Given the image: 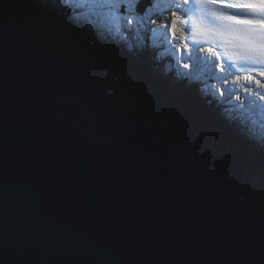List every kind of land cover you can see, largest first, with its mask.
Segmentation results:
<instances>
[{
  "label": "water",
  "instance_id": "95a60500",
  "mask_svg": "<svg viewBox=\"0 0 264 264\" xmlns=\"http://www.w3.org/2000/svg\"><path fill=\"white\" fill-rule=\"evenodd\" d=\"M2 264H264L151 173L134 142L98 151L0 75Z\"/></svg>",
  "mask_w": 264,
  "mask_h": 264
},
{
  "label": "trees",
  "instance_id": "16d2710c",
  "mask_svg": "<svg viewBox=\"0 0 264 264\" xmlns=\"http://www.w3.org/2000/svg\"><path fill=\"white\" fill-rule=\"evenodd\" d=\"M33 6L28 3V0H0V25L7 27L9 38H11L12 32H16L18 37L19 35L22 36V38H18L16 35L17 38H14V40L19 50L22 51L23 56H20V58L28 65V70L23 76L26 83L21 84L15 78H10V80L12 79L14 82L27 87L35 94L47 109L53 121L68 128L78 141L103 152H108L130 141L134 142L146 156L153 176L169 188L175 197L181 199L188 208L195 211L200 219L206 223L211 221L210 225L212 227L237 237L247 248L251 249L253 241L259 237V234L254 232L253 235H250L246 230L251 227L260 230L257 226L259 221L264 226V187L260 188V184L256 179L257 175L255 176V174H258L261 177L264 174V170L258 167L256 172L252 168V164L255 165L257 164L255 163L256 161H263L264 158H258L249 150L237 145L236 142H231V135L224 130L219 131L216 129L214 123L203 124L208 119L207 116L210 115V111L218 109H216V103H208L207 97L209 95L203 94L204 89L201 85L200 87L203 90L197 86L190 87L189 96L194 98V105L190 104L186 95H179V102L173 98L174 96H171L170 105L173 104L175 108L179 107V109L177 111H168L170 114L168 113L167 121L165 120V125L167 126L163 128L161 125L158 126L156 124V119L162 120L158 116L159 111L166 110V106L161 103L164 96L151 91L158 87V81L163 84V77L161 76L158 79L157 75H146L145 78L148 81L143 84V87L145 86V91L149 94H151L150 91L153 93L150 97H156L149 102L150 110L153 113V125H151L148 122L149 116L140 108V99L131 97L137 100V114L128 112L126 108L128 102L125 97H128L127 99L129 100L130 96H132L128 90L122 91L123 97L121 99H124V102L120 100L117 105V103H113L110 100L109 90L111 89L101 79L102 77L98 70L101 63L98 60L100 51L95 45L97 43L88 37L84 27L78 26L68 16L72 12L67 10L64 5L56 8V12L47 18L49 30L57 31V34L54 35L57 38V43L53 45L50 42L44 43L34 34L32 19H36L39 16L45 18V16L38 15L40 14L39 10ZM72 14L74 15V13ZM13 25L18 27L17 31L13 30ZM64 28L69 29L67 33L69 36L63 34ZM61 41L63 45H71L78 51L85 53L83 54L84 56L86 54L96 56V61H98L94 66L97 67V71L91 70L90 75H92L93 80L88 94L94 98L96 96V100L100 102L101 115L103 118H107L111 132L115 134L120 129V139L103 146L89 142L80 135L73 121H70L66 115L57 114L52 101L47 98L46 93L50 91L48 81L58 80L55 75L61 66L60 62H54L55 56L59 55L68 64L66 54L60 49ZM5 42L7 43V40ZM49 49H53V51L50 52ZM152 50L149 49L150 52ZM116 51L118 53L117 48ZM149 51L145 54V60L151 56ZM109 53L107 61L112 60L109 56L115 55L112 50ZM16 56H18V53ZM168 62L175 64L174 56L170 57ZM51 65H53L54 70ZM156 65L163 68L158 60ZM49 71H51L50 74ZM82 77L90 79L88 71ZM118 80H120V77ZM131 85L133 87L139 86L137 82ZM163 93L167 94L169 92L163 89ZM141 100L143 101L142 98ZM197 105L198 107L195 110L191 109ZM183 107L189 108L190 111L183 110ZM142 117L145 118L146 123L143 122ZM152 127L158 134H155ZM212 128L216 130L213 133L211 132ZM213 135H218L219 139H221V142L216 146L210 142ZM233 144L236 145V148L233 147ZM178 145L192 149L193 152L185 156L178 150ZM230 185L234 186L241 196L240 201L230 213L221 211V206L217 201H209L204 205L202 203L201 206L196 204V197L198 198L204 190L214 188L229 191L234 189ZM254 213L257 215L252 216ZM258 254L264 256L262 253Z\"/></svg>",
  "mask_w": 264,
  "mask_h": 264
},
{
  "label": "rangeland",
  "instance_id": "374dc122",
  "mask_svg": "<svg viewBox=\"0 0 264 264\" xmlns=\"http://www.w3.org/2000/svg\"><path fill=\"white\" fill-rule=\"evenodd\" d=\"M45 1H46L45 4L47 7H50L52 4H53L52 7H54L56 4L54 3V0H45ZM56 1L58 0H55V2ZM57 5L58 4H56V6ZM73 9H77L76 5H73ZM39 11H40V15L45 16V18L38 17L36 19H32L34 30H35L34 33L38 39H40L41 41L45 43L47 41L44 39V37L46 35H55L57 34V31H51L47 27V18H49L52 15L51 14L52 11L48 12L44 8H42ZM76 11H77V16H76V20L74 21L79 25H84L85 27H88L89 33L95 38H98V40L96 41L97 43L100 42L101 37L100 35H97L98 31L95 27H93V29L91 28V25L96 26L93 24V23H96V20H94L95 14L99 15L98 20H97V27L99 28L100 32L103 31L102 29L103 25L102 27H99V25L104 24V22H107L108 25H110L111 27V29L109 28L111 33H114V35L118 37L119 41H123V43H125L128 47L127 49L129 51L127 52L125 58L129 59L131 67H128V65L124 67L125 71L121 73L122 75H127V76L121 75L122 77H120L118 74L119 73L118 71L120 70L122 71L120 67L122 66V60L121 59L114 60L115 58H113L112 61L114 62H109L107 61V57L102 55L103 54L101 52V50L103 51L102 48L99 52L100 57L98 58V60H99V63H101V66L98 68V70L101 74V77H102L101 79H103V81H105V83L107 84L108 88L111 89L109 90L110 100H112L113 103H117V105L120 103L119 101L122 100L121 98L123 97V93H121L119 91V88H117L118 78L120 77V82L123 84L126 83V85L132 81L130 71L133 70L134 65L136 64V62H138V60H135L133 57H130L129 54L135 52L137 50L136 47L141 46V48H144L148 45V42L152 41L150 45H153V42L156 43V45H158V43L160 42L165 43L166 46L164 47L163 50H167V52H172L176 48L175 46H172L171 44H167L166 42L162 41L159 38L161 31L166 32V30L162 29L161 26L164 25L165 23H169V19H170V15L169 14L163 15L162 10L160 8L157 9L156 11H158L160 16H162V20L156 19V22L154 25L149 24L147 17H141L140 22L133 26V30L127 31L123 26V21H121L120 32L116 31L115 26L109 21L107 17L105 18V16L102 15L99 12V10L77 9ZM120 15H125V13H120ZM148 16L152 17L151 12L148 13ZM104 25H105V28L108 27L106 26V24ZM153 27L158 30L155 35H153V33L150 31V29ZM12 28L15 31L18 30V27L16 25H13ZM16 35L18 37V34L16 32L15 33L12 32L11 38H9L10 36L8 35L7 27L0 25V74L6 76V78L8 77L9 79L15 78L16 81L23 84V83H26L23 79L24 78L23 76L25 75L26 70H28V65H26L25 62H23V60L20 58V56H23V54H22V51L19 50V47L15 43L14 38H17ZM20 37L22 38L21 35H19L18 38ZM5 40H7V43L5 42ZM99 46H102V42H100ZM60 49L66 54V56L68 53H74L76 55L74 58H69L67 56L68 64L65 63V61L59 57V55H56L54 58V62H60L61 66H60V70H57V73L55 75V77H57L58 80L48 81V84L50 86V91L46 93V96L49 100L52 101L55 111L57 112L58 115H64V116L66 115L70 121H73L76 125V128L79 130L80 135L86 138L91 143H94L98 146H103L108 143L114 142L117 139H120L121 137V134L119 131L120 129L116 131L115 134L111 132L108 126L107 118H103L101 115L100 102L96 100V96L94 98L88 94L91 88L90 84L93 80L92 75H90L91 70L93 69L97 71V67L94 66V64L98 61V60L96 61V56H89L88 54L84 56L83 54L85 53L78 51V49H76L75 47H72L71 45H63V43L62 45H60ZM49 51L52 52L53 49H49ZM17 53H18V56H16ZM107 55H108V52H107ZM140 55H141V52H139L138 54L139 60L141 57ZM81 61H83L84 64L89 66L90 71H88V74L90 76V79L88 77H82L83 74L86 72H83V71L80 72L76 77L73 78L74 86L71 88L70 94H69V92L66 91L64 87L65 81L68 78L69 74L73 71L75 64L80 63ZM51 67H53V65H51ZM53 70H54V67H53ZM201 70H202L201 72L198 71L199 73L202 74L201 76L199 75L197 76L196 74H194L193 77L189 76L190 80L192 82L194 81V79L198 81L205 80L204 84L206 83L211 84V85L213 84L216 86L215 88L218 90L217 86H218V83L220 85V81L217 79H210V78L205 77L207 74L203 71V69ZM183 71H186V70L183 68ZM50 72L51 71H49V74ZM190 73L192 72L190 71ZM190 73L188 75H190ZM139 83L143 84V79H141ZM111 85L113 86L112 88H111ZM122 88L124 89V87ZM128 89L130 93L138 91V90H135L132 86H130ZM211 89L213 91L212 87ZM139 91H140L139 95L140 93L145 94L144 91L142 92L141 90ZM125 98L127 102H129V104L132 103L131 102L132 99L129 101L127 99L128 97H125ZM122 102H124V99L122 100ZM145 105L149 106V104L147 103ZM232 108L237 109V107L235 106H232ZM143 112L145 113V111ZM150 113L152 115V112ZM259 113L260 114L263 113V119H264V109L262 110V113L261 112ZM255 115L256 114L254 113H250V114L242 113L241 114L243 118L248 119V121L255 126L254 132L247 134L248 136H246V138L247 137L251 138L254 140L255 144H261L262 146H264V143H261V138L264 139V121L262 122ZM163 123H165V121ZM249 129H251V127ZM245 132L246 130H242L243 134ZM251 139L249 140L252 142ZM182 146L183 145H178L177 148L179 151L183 153V155L187 156L188 153L193 152L192 149H188L185 146L183 147ZM252 168L257 172L258 166H255L254 164H252ZM255 176H256L258 183L261 182L260 186L264 187V175L259 177L258 174H255ZM230 186L233 187L234 189H231L229 191L226 189L220 190V189H214V188L204 190L198 196V198L196 197V204L198 206H201L202 203H203L202 205H204L208 203L209 201H217L219 202V205L221 206V209H220L221 211L230 213L233 207H235L238 204L241 198L238 190L234 186L232 185ZM257 187L259 186L257 185ZM256 215L257 214L255 213L252 214V216H256ZM212 220L215 221L214 219ZM206 224L212 227L210 225L211 221L210 223H206ZM257 226L260 230H257L255 227H251L247 229L246 231L249 232L250 235H253L254 232H258L259 237L253 241V245L251 246V249L258 253L264 254V226H262L260 221L258 222ZM212 228L217 229L215 227H212Z\"/></svg>",
  "mask_w": 264,
  "mask_h": 264
},
{
  "label": "snow or ice",
  "instance_id": "6c2138e0",
  "mask_svg": "<svg viewBox=\"0 0 264 264\" xmlns=\"http://www.w3.org/2000/svg\"><path fill=\"white\" fill-rule=\"evenodd\" d=\"M66 2L74 3L77 9L99 10L115 26L117 32L121 30V21L127 31H132L133 26L140 22L141 17H147L150 25H154L156 19L159 18L148 16L152 7L156 6V0H147L148 6L146 7H142L146 0H66ZM184 5H189V7H183ZM134 7L135 16L132 14ZM175 8L183 11L186 18L177 15L176 10L169 9L175 19L171 21L170 27L168 23L161 26L162 29L167 30V33H171L173 39L178 21L186 25L191 22L194 44L197 43L195 36L199 34L204 37L201 42H211L225 49L223 55L228 58V62L224 60H220L219 63L212 62L213 67L222 74L220 79L223 87L217 90L215 85L212 86L213 91L208 95L213 99H208V103L221 106L234 103L235 107L244 109V102L252 97L264 101V83L257 79L256 75H252L256 73L264 77V0H175ZM232 9L235 11H228ZM120 13H125V15H120ZM150 31L155 35L158 30L153 27ZM167 33L161 31L159 38L167 44H172L173 39H169ZM44 39L53 45L57 43L54 35H46ZM175 47L177 53H184L179 65L184 69H190L192 65L186 61H191L192 52L187 50L183 44ZM229 48H235L238 51L230 53ZM214 54L217 58L221 57L220 52ZM75 55L74 53L67 54L69 58H74ZM243 64L250 65V67L245 68L241 66ZM232 69H235V72H232ZM82 71H90L89 66L83 61L75 64L73 71L65 81L64 87L69 94L74 86L73 78ZM239 72L246 73L244 77L246 86L242 87L243 96L235 94L233 101V92L227 88L228 76ZM210 79H215V77H210ZM225 92H227V97H225ZM215 97L219 99H214ZM224 111H228L227 107Z\"/></svg>",
  "mask_w": 264,
  "mask_h": 264
},
{
  "label": "bare ground",
  "instance_id": "6f19581e",
  "mask_svg": "<svg viewBox=\"0 0 264 264\" xmlns=\"http://www.w3.org/2000/svg\"><path fill=\"white\" fill-rule=\"evenodd\" d=\"M147 1V0H146ZM166 2H167V4H168V7L170 8V9H172V10H176V8H175V0L174 1H172V0H166ZM28 3H30V4H32V5H34L35 6V8H37L38 10H41L42 8H44V9H46V11H48V12H50V11H52V15H53V13H55L56 12V8L55 7H52L53 6V4L50 6V7H47L46 6V1L45 0H28ZM54 3H56V4H58L60 7H62V6H64L65 5V3H66V0H58V1H56L55 2V0H54ZM22 4H24V3H22ZM44 4V5H43ZM50 4V3H49ZM55 4V5H56ZM33 6V7H34ZM152 10H154V6L152 7ZM177 11V15H179L180 16V10H176ZM40 12V11H39ZM77 12V11H76ZM151 13L152 14H154V13H156L155 11H151ZM38 15H40V14H38ZM136 15V14H135ZM40 17V16H39ZM98 17H99V15L98 14H95L94 15V20H96V23H93L94 25H96V26H92L91 25V28L93 29V27H95L96 29H97V31H98V33H97V35H100V37L101 38H106V37H109V35H107V34H104V33H102V32H100V30H99V28L97 27V20H98ZM106 18V17H105ZM64 19H65V17H64ZM173 19H175V17H173L172 16V11H171V14H170V19H169V27L171 26V21L173 20ZM101 20H102V18H101ZM107 20V19H106ZM64 22V21H63ZM69 22V21H68ZM67 24V23H66ZM102 25L103 24H100L99 25V27H102ZM28 29H29V27L28 26H26ZM64 27V26H63ZM105 28V27H104ZM179 28H180V24H179V21H178V23H177V30H176V32H175V38L173 39L172 38V36H171V33H167V30H166V33L169 35V39H173L175 42H180V40H179V36H178V30H179ZM37 30V29H36ZM43 30H45V29H43ZM63 31H64V33L63 34H67L68 32H69V29L68 28H64L63 29ZM71 33V32H70ZM69 33V34H70ZM35 34V33H34ZM68 35V34H67ZM69 36V35H68ZM74 37H75V35H73ZM76 38V37H75ZM81 38V37H80ZM95 38V37H94ZM71 39V38H70ZM85 40V39H84ZM149 40H150V38H149ZM78 42V41H77ZM80 42V41H79ZM86 42V41H85ZM88 42V41H87ZM151 42L152 41H150V42H148V45L147 46H149L150 44H151ZM77 44H80V43H77ZM87 44V43H86ZM96 45V44H95ZM94 45V46H95ZM94 46H93V48H94ZM102 46H103V48H104V44H103V42H102ZM144 47V49H146V48H148V47ZM143 47V46H142ZM156 47V49H164V47H163V44H161V45H157V46H155ZM6 49V48H5ZM209 49H211L210 47H202L201 49H199V51L198 50H193V53H195V56H193L192 57V59H191V61H186V62H189L191 65H192V67L190 68V69H185L186 71H183V68L181 67V66H179V60L181 59V58H176V60H175V68H176V70H175V72L177 73V74H179V75H181V77L183 78V79H186V77L187 78H189V76L190 77H193L194 76V74H196L197 76L199 75V76H201L202 74L201 73H199L198 71H202L201 69H203V71L207 74L205 77H207V78H210V77H215L217 80H219L220 78H221V76H222V74L221 73H219V71L218 70H216L213 66H211V64H209V65H207L208 64V62L205 64L204 62V60H205V57H204V55H205V53H207V55H212V54H214L215 53V51L213 52V51H209ZM112 51H113V53H115V55H117L118 56V53H117V51H116V46H115V48H113L112 49ZM204 53V54H203ZM149 54L152 56V57H154L155 59H157L159 62H161V64H162V66H163V68H166V66H167V62H168V59H167V57H166V55L165 54H162V55H159V53H157L156 51H154V50H152V52H150L149 51ZM196 62V63H195ZM129 65V64H128ZM129 67H131V65L129 66ZM194 69V70H193ZM121 71V70H120ZM171 71H173L172 69H171ZM190 71L192 72V73H190ZM196 72H198V73H196ZM190 73V75H188ZM9 79V78H8ZM228 79H230V81H229V83H228V85H227V88L229 89V90H231L232 92H233V97H232V99L234 100V96H235V94H241L242 96H243V92H242V87L243 86H246L245 85V82H244V84H243V86L242 85H239L238 84V78H235L234 77V75H231L230 74V76H228ZM242 79V78H241ZM216 80V81H217ZM243 80V79H242ZM202 82H203V87H205V89H207V88H211L212 86H213V84L211 85V84H204L205 83V80H201V81H198V80H195L194 79V81H193V83H191L190 84V81H189V79H186L185 80V84H186V97H188V99H189V101H190V104H192V105H194L195 104V100H194V98H192V97H190L189 96V92H190V87H195V86H197L199 89H201V87H200V85L202 84ZM218 82V81H217ZM221 82V81H220ZM239 82H242V81H239ZM23 87V86H22ZM216 87V86H215ZM218 89H220V88H222L223 87V84H222V82H221V84L219 85V83H218ZM152 92H154V93H159V94H162L164 97H162L163 98V100H161V103L163 104V105H165L166 106V110L165 111H162V110H160L159 112V114H158V116L159 117H161L162 118V120H158V119H156V124L159 126V125H161V127H165V126H167V125H165V123H163L165 120H166V118H167V115H168V113L170 114V112H168V111H177V109H179V107L178 108H175V106L172 104V105H170V102H171V100H172V97L170 96V93H167V94H164L163 93V84H161V82H159L158 81V88H155V89H153V90H151ZM176 95V94H175ZM225 97H227V92H225ZM134 98H136V99H140V102H144V103H147V104H149V106H148V108H149V112H152L151 110H150V100H152L153 98L155 99L156 97H145V96H141V97H134ZM141 98L143 99V101L141 100ZM130 99H132V98H130ZM129 99V100H130ZM175 100H177L178 102H179V95L177 94L176 95V97L174 98ZM207 99H213V97H207ZM214 99H219V98H217V97H215ZM137 101V100H136ZM148 101V102H147ZM139 102V101H138ZM245 103V108L244 109H239V108H237V109H233L232 108V106H235V104H228V105H224V107H229V108H231V109H233L234 111H235V113H254V114H256L257 115V118L258 119H260L262 122L264 121V119H263V113L262 114H260L257 110L258 109H260L261 110V106H262V104L264 103V101H259L257 98H255V97H252L251 99H249V100H247V101H245L244 102ZM155 104H157V102H155ZM253 106V107H252ZM158 107V106H157ZM198 107V105L197 106H193V108H191V109H193V110H195L196 108ZM249 109H251V111H249ZM253 109H255V110H253ZM183 110H187V111H190L189 110V108H185V107H183ZM183 110H179V111H183ZM248 111V112H247ZM151 114V113H150ZM151 117V125H153V120H152V117H153V113H152V115L150 116ZM207 118L208 119H206V121H204V123L203 124H206V123H214V125H216V129H218L219 131L220 130H226V129H223L221 126H223V122H224V125H225V127L227 128V124L231 127V129H232V131H231V138H230V140H231V142H237L239 145H240V142H242V143H247L248 141H249V138L247 137L246 138V136H248L247 134H249V133H251V132H254V130H255V126L252 124V123H250L249 121H247V120H242V119H240V118H238L237 116H234L233 114H232V112H230L229 110L228 111H224V110H222V108H220V110L218 109V110H214V111H210V115L209 116H207ZM200 119H202V118H200ZM204 119V118H203ZM167 121V120H166ZM227 123V124H226ZM261 125V124H260ZM157 126V127H158ZM224 127V128H225ZM251 127V129H249ZM152 130L155 132V134H158V132L157 131H155L154 130V128L152 127ZM242 130H246V134L244 133H242ZM214 131H216V130H214V128H212L211 129V132L213 133ZM249 131V132H248ZM243 135H244V137H243ZM240 141V142H239ZM210 142L213 144V145H218L220 142H221V139H219V137H218V135H213V136H211V139H210ZM222 145V144H221ZM241 146V145H240ZM242 147H244L246 150H247V147L245 146V145H242ZM244 149V150H245ZM177 152V151H176ZM244 153H246V151H244ZM247 159V158H246ZM260 166H261V168L264 170V160L260 163ZM252 173V172H251ZM264 175V174H263ZM262 175V176H263ZM255 179V178H254ZM259 184H261V182L259 183ZM260 188H262L261 186H260Z\"/></svg>",
  "mask_w": 264,
  "mask_h": 264
}]
</instances>
